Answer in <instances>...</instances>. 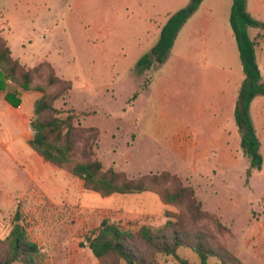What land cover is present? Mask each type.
Segmentation results:
<instances>
[{"label": "rangeland", "instance_id": "374dc122", "mask_svg": "<svg viewBox=\"0 0 264 264\" xmlns=\"http://www.w3.org/2000/svg\"><path fill=\"white\" fill-rule=\"evenodd\" d=\"M190 1L0 0V39L25 68L48 63L61 78V86L49 88L55 95L66 90L54 107L73 109L76 123L96 129L94 141L92 135L84 138L94 147L93 158L102 163L103 170L112 168L128 179L159 177L150 190L137 194L102 197L84 190L82 181L67 167L50 165L26 144L23 136H32L33 130L4 114L1 99L5 92L0 91V238L10 232L19 207V223L39 247L40 264H98L86 238L103 220L133 230L146 226L165 236L172 232L191 239L202 235L212 246L228 250L239 264H264V101L262 114L257 108L255 113L256 120L263 117L257 127L263 156L260 171L248 172L239 134L234 136L230 154L202 155L198 164L189 160L191 156L181 159L167 146L179 127L188 129L187 137L193 135V115H184L180 107L193 104V77L200 81L204 59L210 63L223 56L224 68L232 71L234 82L244 78L226 19L232 0L206 1L212 9L209 21L215 24L217 19L221 25L218 41L208 39L206 33L192 36L188 27L180 33L170 58L176 59L179 52L198 56L182 78L177 63L168 71L159 92L165 94L162 102L147 87L155 75L153 69L137 73V61L159 38L165 13L172 15ZM248 34L251 39L261 35L255 55L264 78V30L252 27ZM48 75L46 69L40 70L32 85H45ZM7 86L19 105L22 100L35 104L41 96L21 90L18 82L8 80ZM26 105L18 113H24ZM161 108L183 115L182 122L158 121L155 114ZM83 143L76 144L74 161L82 160ZM165 173L169 179L160 177ZM178 184L193 190L202 215L189 210L187 201L163 202L161 194L173 192ZM137 244L149 257V249ZM178 254L190 264H199L197 255L188 249ZM168 261L173 262L172 258ZM159 262L163 264L164 259Z\"/></svg>", "mask_w": 264, "mask_h": 264}, {"label": "trees", "instance_id": "16d2710c", "mask_svg": "<svg viewBox=\"0 0 264 264\" xmlns=\"http://www.w3.org/2000/svg\"><path fill=\"white\" fill-rule=\"evenodd\" d=\"M202 1L191 0L186 7L169 16L160 30L156 44L137 61L138 74H143L166 61L180 29ZM229 25L244 74L235 103L234 122L240 135L241 152L248 160V172L260 171L263 166L261 142L250 115V106L256 97L264 96V80L255 55L257 39L261 35L251 39L248 29L259 27L264 30V23H259L247 12L246 0H232ZM42 69L49 73L45 85L33 86L32 79ZM54 72L48 63L31 69L25 68L18 59L12 57L10 48L0 39V91L5 92L4 99L14 107L19 105V100L8 89V80L18 82L23 91H34L41 95L34 104L33 119L29 123L33 130L32 137L27 141L29 147L50 165L67 167L73 177L82 181L84 190L93 191L102 197L131 195L150 190V186L159 180L158 176L128 179L112 168L104 171L102 163L93 158L94 147L88 145L85 138L92 135L94 141L98 133L92 127L84 128L76 123L73 109L61 111L54 107V102L66 95V90L63 89L56 95L49 92V88L63 84ZM69 90L70 87L67 92ZM80 141L84 142L80 148L82 160L74 161L76 144ZM169 176L165 173L160 177L169 179ZM161 199L166 204L187 201L189 210L194 211L195 215L203 213L200 204L195 201L193 190L181 184H178L173 192L165 190ZM21 219V211L17 207L10 232L5 238H0V264H40V249L29 239L25 227L19 223ZM158 232L154 234L146 226L133 230L103 220L86 238L87 247L98 264H160L161 258L164 259L163 264H169L167 258H172V264H190L188 259L178 254L180 249L195 253L199 264H239L238 259L228 250L212 246L202 235L191 239L175 232L170 236H165L162 231ZM138 242L149 249V257L139 249Z\"/></svg>", "mask_w": 264, "mask_h": 264}, {"label": "crops", "instance_id": "0c3cea01", "mask_svg": "<svg viewBox=\"0 0 264 264\" xmlns=\"http://www.w3.org/2000/svg\"><path fill=\"white\" fill-rule=\"evenodd\" d=\"M206 1L207 0H203L201 2L198 9L180 29L173 46L168 53L166 61L152 70L155 72V75L149 79L147 87L151 89L154 94L155 92L157 93V97L161 102L165 97V94H159V92L168 80L167 75L170 74L168 71H171L174 64L177 63L178 67L176 70L178 71V75L182 78L189 66L195 65L196 62L193 58L198 56V54H194L192 52H179L176 59L172 60L170 58L180 33L188 27V33L192 36L198 32V37H201L202 34L206 33L208 39L214 41H218V39H220L218 34L221 25L218 23L217 19L214 20L215 24H211L209 21V19H211L209 15L212 12V9L207 6ZM246 10L256 21L264 23V0H246ZM170 15L171 14L169 13H165L162 19L163 23L159 25L161 28L165 25ZM226 19L229 22V13L226 16ZM222 24H224V21ZM207 59L208 58L204 59L203 62V73L200 76V81L198 82L196 77H193L196 85L193 104L189 107H180V112L184 115H187V113L193 115L196 123L193 135L191 137H187L188 129L179 127L172 132L167 144L169 150L173 154L180 156L181 159L191 156L190 159H188L192 161L193 164L201 162L202 157L200 156L202 155L224 156L230 154L231 151H229V149L231 150L233 147L234 136L235 134H239L238 128L234 122V109L238 91L244 78L238 79L237 82H234L232 71L224 68V66H226V62L224 64L223 56H217V59L211 61L210 63ZM184 62H188L189 64H184ZM39 97H37L36 100L39 99ZM1 101L3 103V111L6 116L16 119L17 121H22L24 125L27 124L29 127L30 120L33 117L34 101L31 103H25L22 100L21 104L16 108L9 104L4 98H2ZM263 101L264 96L256 97L250 106V115L256 133L257 127L263 124L262 115H260L262 119L257 118L259 121L256 120V108L258 109V112L262 114V106L260 104ZM24 104H27V110L24 113H18V111L23 110ZM174 114L176 113H171L170 111L161 108L157 110L155 117L158 121H173L180 124L182 122L183 115L178 116ZM23 137L25 138V142L27 144V141L32 136L27 133Z\"/></svg>", "mask_w": 264, "mask_h": 264}]
</instances>
